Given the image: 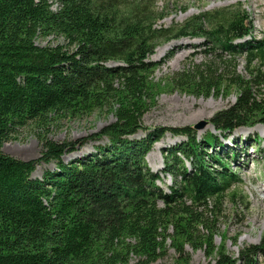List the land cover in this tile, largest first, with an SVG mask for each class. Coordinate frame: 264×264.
<instances>
[{
	"label": "trees",
	"instance_id": "1",
	"mask_svg": "<svg viewBox=\"0 0 264 264\" xmlns=\"http://www.w3.org/2000/svg\"><path fill=\"white\" fill-rule=\"evenodd\" d=\"M156 1L0 0V264H128L131 258L150 264L162 254L169 227L183 264L188 239L194 249L204 244L212 257L207 264H257L258 257L264 264L259 244L234 256L224 240L213 243L212 231L203 243L189 233L200 221L192 206L241 181L230 170L233 131L264 126V35L252 34L240 2L165 24L158 22L164 13ZM50 36L66 44L35 43ZM181 38L202 39L205 55L221 53L176 72L167 83L195 96L233 94L231 105L207 119L219 134L206 131L197 138L193 126L142 125L164 86L154 82V69L170 58L150 56ZM94 111H108L114 120L78 141L42 135L35 159L2 151L23 126ZM139 130L144 137L130 138ZM166 132L184 140L163 150L160 172L170 176L163 191L160 175L144 160ZM101 139L106 142L92 152L62 161L77 144ZM258 141L254 135L252 144ZM51 161L54 170L31 176L35 164Z\"/></svg>",
	"mask_w": 264,
	"mask_h": 264
},
{
	"label": "rangeland",
	"instance_id": "2",
	"mask_svg": "<svg viewBox=\"0 0 264 264\" xmlns=\"http://www.w3.org/2000/svg\"><path fill=\"white\" fill-rule=\"evenodd\" d=\"M53 0H50L52 2ZM240 2L247 10L252 27V34L256 37L264 35V0H157V10L164 13L163 19L159 23L171 24L175 21H182L188 16L205 10L232 6ZM56 3L52 4L55 10ZM202 39L181 38L164 43L155 49V53L150 56L153 61L166 59L159 68L154 69L153 80L155 83L164 84L160 93L156 95V100L142 117V125L148 128L154 127H182L194 126L203 121V124L195 129L196 137L200 138L204 132L211 131L219 134L208 123L213 114L234 102V95L228 96H195L184 91L171 88L167 83L170 77L176 72L200 64L207 57H214L216 51L205 55L206 46H200ZM35 43L39 46L65 45L66 41L62 37L50 36L46 39L37 38ZM221 55V53H217ZM218 56V55H216ZM225 56V55H224ZM228 58V56H227ZM239 69L242 71V59H238ZM107 65H115L108 63ZM114 120V116L108 111H94L91 114L70 117L68 115H53L49 124L41 126L30 123L23 126L14 134V137L4 142L2 151L10 156L22 160L35 159L40 155L41 136L56 141H78L84 136L96 132L105 124ZM231 135L236 141V157L231 165L232 171L241 179L236 185L229 188L221 196L207 200L206 204L193 205L192 211L197 212L200 221L196 223V228L190 229L191 240L197 243L202 242L204 235L209 231L213 232L215 245L225 241L226 251L234 256L238 255V250L249 244H259L264 250V126L257 125L251 128H239ZM146 134L145 130H139L130 138H141ZM165 135L153 144L151 150L145 155L147 166L152 172L160 175L157 184L163 191H168L170 176L161 173L163 150L175 143L184 140V136ZM254 135L259 136V141L252 144ZM106 139L98 141L88 140L83 144H77L75 150L62 155L64 163L75 160L94 150L95 145H103ZM226 145L231 144L225 140ZM216 149V148H215ZM212 151V149H208ZM187 165H188V161ZM35 169L31 176L39 178L45 170H54L55 162H40L35 164ZM189 203V201H188ZM174 229L169 227L165 248L162 254L150 264H178L181 262L179 254L171 244V237ZM223 237V239H221ZM189 239L184 243V257L187 264H207L212 260L211 256L205 253L204 244L194 249L189 243ZM262 258L258 257L257 264L262 263ZM128 264H140L137 259L131 258Z\"/></svg>",
	"mask_w": 264,
	"mask_h": 264
},
{
	"label": "water",
	"instance_id": "3",
	"mask_svg": "<svg viewBox=\"0 0 264 264\" xmlns=\"http://www.w3.org/2000/svg\"><path fill=\"white\" fill-rule=\"evenodd\" d=\"M202 124H203V121L199 122L198 124L194 125L193 127L196 129V128H199Z\"/></svg>",
	"mask_w": 264,
	"mask_h": 264
}]
</instances>
